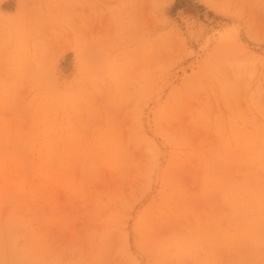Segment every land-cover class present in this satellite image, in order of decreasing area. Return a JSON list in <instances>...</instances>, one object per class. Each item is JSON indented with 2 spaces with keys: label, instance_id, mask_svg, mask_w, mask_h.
I'll return each instance as SVG.
<instances>
[{
  "label": "rangeland",
  "instance_id": "obj_1",
  "mask_svg": "<svg viewBox=\"0 0 264 264\" xmlns=\"http://www.w3.org/2000/svg\"><path fill=\"white\" fill-rule=\"evenodd\" d=\"M0 264H264V0H0Z\"/></svg>",
  "mask_w": 264,
  "mask_h": 264
}]
</instances>
